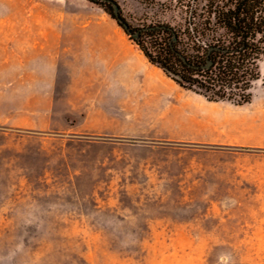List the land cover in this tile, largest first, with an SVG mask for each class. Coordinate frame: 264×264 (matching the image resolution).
I'll list each match as a JSON object with an SVG mask.
<instances>
[{
  "label": "rangeland",
  "instance_id": "rangeland-1",
  "mask_svg": "<svg viewBox=\"0 0 264 264\" xmlns=\"http://www.w3.org/2000/svg\"><path fill=\"white\" fill-rule=\"evenodd\" d=\"M115 1L191 44L207 0ZM259 70L208 101L99 3L0 0V264H264Z\"/></svg>",
  "mask_w": 264,
  "mask_h": 264
},
{
  "label": "trees",
  "instance_id": "trees-1",
  "mask_svg": "<svg viewBox=\"0 0 264 264\" xmlns=\"http://www.w3.org/2000/svg\"><path fill=\"white\" fill-rule=\"evenodd\" d=\"M173 1L182 0H166L168 8ZM95 3L114 18L109 2ZM189 10L191 44H178L174 28L165 23L137 28L139 36L131 39L180 87L208 101L250 102L253 83L260 78L259 62L264 61V0H207L197 22L192 5ZM143 36L149 37V44ZM207 60L211 63L205 67Z\"/></svg>",
  "mask_w": 264,
  "mask_h": 264
},
{
  "label": "water",
  "instance_id": "water-1",
  "mask_svg": "<svg viewBox=\"0 0 264 264\" xmlns=\"http://www.w3.org/2000/svg\"><path fill=\"white\" fill-rule=\"evenodd\" d=\"M91 2H96V1H106L109 2L111 4L112 7V14L114 15V18L116 20L117 23L121 24L119 26H121V28H124L127 32L128 35L132 38H137L139 36V31H132L127 22L123 20V18L120 16V7L118 5V3L114 0H89ZM210 60H207L206 64L204 65L205 67H208L210 65Z\"/></svg>",
  "mask_w": 264,
  "mask_h": 264
}]
</instances>
